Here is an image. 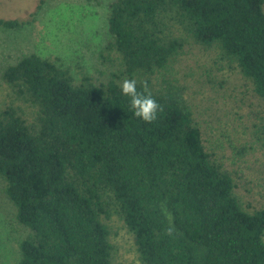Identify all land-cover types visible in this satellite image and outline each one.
<instances>
[{
  "label": "trees",
  "instance_id": "1",
  "mask_svg": "<svg viewBox=\"0 0 264 264\" xmlns=\"http://www.w3.org/2000/svg\"><path fill=\"white\" fill-rule=\"evenodd\" d=\"M106 24L120 68L105 82L76 81L35 53L1 73L0 180L25 231L17 264H116L115 219L140 264H264V208L244 207L182 88L162 75L190 38L264 102V0H109ZM125 79L159 103L155 121L129 109Z\"/></svg>",
  "mask_w": 264,
  "mask_h": 264
},
{
  "label": "rangeland",
  "instance_id": "2",
  "mask_svg": "<svg viewBox=\"0 0 264 264\" xmlns=\"http://www.w3.org/2000/svg\"><path fill=\"white\" fill-rule=\"evenodd\" d=\"M98 1L0 0V18L25 22L19 29L0 26V106L10 97L1 73L23 55L54 60L76 81L87 73L95 82H105L117 72L115 55L105 50L109 0ZM168 68L162 75L182 88L206 151L233 177L237 197L251 211L264 208V102L251 82L217 49L190 38ZM12 207L0 180V264H17L18 243L25 233ZM110 225L116 264H140L132 236L119 220Z\"/></svg>",
  "mask_w": 264,
  "mask_h": 264
},
{
  "label": "clouds",
  "instance_id": "3",
  "mask_svg": "<svg viewBox=\"0 0 264 264\" xmlns=\"http://www.w3.org/2000/svg\"><path fill=\"white\" fill-rule=\"evenodd\" d=\"M121 94L129 98V109L136 117L151 123L157 119L161 111L159 103L144 91H138L135 79H125L121 85Z\"/></svg>",
  "mask_w": 264,
  "mask_h": 264
}]
</instances>
